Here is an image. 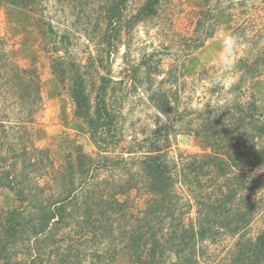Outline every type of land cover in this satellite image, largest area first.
I'll return each instance as SVG.
<instances>
[{
  "label": "rangeland",
  "instance_id": "374dc122",
  "mask_svg": "<svg viewBox=\"0 0 264 264\" xmlns=\"http://www.w3.org/2000/svg\"><path fill=\"white\" fill-rule=\"evenodd\" d=\"M146 1L126 0L121 24L108 31L106 21L100 19L106 0H87L83 5L77 1L40 0L36 11L0 6V35L6 38L17 63L36 67L41 79V108L28 124L34 145L48 149L56 170L70 155L75 159L78 147L95 159L89 172L78 175L76 194L59 222L36 234L33 224L39 222V216H35L0 264H17L16 260L19 264H136L137 254L149 237L147 226L134 228L150 197L139 170L141 161L151 150H157L154 152L165 155L163 159L177 178L192 155H199L201 160L210 153V146L220 154L229 152L239 166L232 165L228 175L235 197L212 210L209 218L218 222L233 213L232 209L243 211L254 204L253 219L237 235L221 228L212 239L199 242L191 262H187L191 256L188 250L177 259L160 242L155 263L264 264L262 257L247 259L243 255L239 259L236 253L238 242L248 252L250 241L264 229V132L260 119L244 120L241 142L233 145L231 139L232 146L228 147V140L222 138L232 136L234 130L224 122L232 116L220 108L225 90L210 89L212 85L206 84L216 75L206 73L204 80L197 81L185 70L189 56L204 44L209 32L213 33L214 17L219 11L254 7L257 0H207L199 12L188 9V0H161L156 14L133 24L132 16ZM63 34L68 36L64 46L69 58L85 65L88 87L94 96L102 87L107 90L105 102L112 121L101 135V147L93 142L85 122L74 116L72 99L52 74L51 60L57 54L52 42ZM16 121L13 118L10 124L16 125ZM257 134L259 139L255 140ZM239 144L248 146L244 149L250 152L248 156L239 158ZM248 160L262 167L257 169ZM28 170L34 182L45 183L43 177H38L39 171L32 167ZM215 176V167L199 171L201 187L196 182L190 184L194 193L180 182L175 184L174 225L180 220L186 224L196 221L199 205L193 194L197 200H205L207 190L210 202L219 204L216 199L221 198L218 188L222 178ZM60 190L51 183V187L38 191L39 199H57ZM21 204L11 190L0 188V213L20 208L24 216L28 215L32 203ZM152 225V230L163 226L167 232L169 228L159 220Z\"/></svg>",
  "mask_w": 264,
  "mask_h": 264
},
{
  "label": "trees",
  "instance_id": "16d2710c",
  "mask_svg": "<svg viewBox=\"0 0 264 264\" xmlns=\"http://www.w3.org/2000/svg\"><path fill=\"white\" fill-rule=\"evenodd\" d=\"M39 1L0 0V6L13 5L36 11ZM67 1H77L80 5H83L84 2L87 3V0ZM160 1L147 0L132 16L133 24L156 14ZM125 2L126 0H106L100 19L106 21L107 31L115 29L117 24H121L125 17ZM206 3L207 0H205ZM49 32H53L51 24ZM210 35L212 32H209L208 37ZM66 39H68L67 34H63L54 38L52 42L53 49L57 54L51 60V71L61 90H65L72 99L74 116L85 122L93 142L97 147H101V135L112 121L111 113L105 102L107 90L102 87L94 96L88 87L85 65L69 58L67 54V48L64 46ZM59 51H63V54H59ZM41 104L42 86L37 68L24 67L17 63L8 49L6 38L0 35V188L5 187L11 190L15 197L21 201V205H25V202H30L33 205L26 215L31 217L30 220L22 214L20 208H11L0 213V263L6 258L9 250L16 245L18 237L23 235L27 223L33 222L35 216H39V222L33 224L36 234L59 222V218L66 210L67 203H71L76 194L78 175L89 172V167L95 160L91 155L84 153L81 147H78L74 160L70 155L65 165L55 169L48 149L38 148L34 145L28 126L33 121L35 113L41 108ZM157 107L161 111H166V108ZM13 118L17 120L14 126L10 124ZM206 138L208 146L212 145L209 136ZM231 139L232 136L228 135L226 138H222V141L228 140L230 143ZM154 151L157 150H151L139 166L144 178L145 190L150 197L147 207L143 210V215L138 218L134 228L141 229L140 226L142 228L147 226L149 237L145 239L143 250L137 254L136 264H157L155 263L156 246L160 242L165 245L164 249L170 250L177 259H180L182 253L188 250L191 256L187 257V262H191V257L196 252L199 242L208 238L212 239L220 232L221 228L227 230L231 235H237L251 223L256 209L254 204H249L243 211L240 208L232 209L233 213H229L218 222H212L209 218L212 210L224 206L235 197L236 190L230 184L228 175L232 171V165L239 166V164L235 163V157L229 155V152L215 155L208 153L201 156V160H198L199 155L194 154L190 158L191 161L183 165L176 178L163 159L165 155ZM248 154L250 152L240 153L239 158L248 156ZM247 163L256 165L251 160H248ZM29 167L39 171L38 177H43L45 183L40 184L36 180L34 182V179L30 178ZM205 167L208 171L215 167V178H222V183L218 188L221 198L216 199L219 204L215 205L210 202L211 194L207 193V190H205V200H197L196 194H193V198L199 205L196 221L186 224L180 220L179 225H174L177 202L174 200L175 195L173 194L175 184L180 182L186 185L189 192L192 193L195 189L190 184L196 182L201 187L199 171L202 172ZM52 171L53 174L55 173L54 175H51ZM210 181L212 182V180ZM51 183L60 187V197L52 199L45 196L46 198L39 199L38 191L51 187ZM187 204L189 205V202ZM205 209L206 213L203 211ZM156 220H159L160 224L167 223L169 225V228L166 229L167 232H164L163 226L152 230L154 228L153 221L155 223ZM143 234L145 235V232ZM140 238L142 239V236ZM149 243L151 244L149 245ZM238 245L237 258H243V255H247V259L264 258V229L254 241H250L251 247L248 252L244 248H240V242ZM15 263L19 264L20 260H16ZM175 264L184 263L176 262Z\"/></svg>",
  "mask_w": 264,
  "mask_h": 264
},
{
  "label": "crops",
  "instance_id": "0c3cea01",
  "mask_svg": "<svg viewBox=\"0 0 264 264\" xmlns=\"http://www.w3.org/2000/svg\"><path fill=\"white\" fill-rule=\"evenodd\" d=\"M188 1V9L192 12H199L206 6L205 0ZM214 26L212 35L189 56L185 70L188 76L194 75L197 81L201 78L204 80L206 73L216 75V78L218 75L227 77V86L214 83V77L206 84L212 85L210 89L215 87V90H225L223 106L220 108L232 116V119L224 122L234 130V145L242 140L244 120L252 122L251 119H260L258 121L264 132V0L255 1L254 7H228L219 11L214 17ZM226 34L237 38L234 66L227 72L216 60L221 50L222 37ZM226 130L230 131L229 128ZM254 138L259 139V135H254ZM227 146L232 145L227 142ZM244 149L249 148L240 145L237 150L243 153ZM209 151L212 154H220L214 146H210ZM255 167L258 169L262 165L256 164Z\"/></svg>",
  "mask_w": 264,
  "mask_h": 264
},
{
  "label": "clouds",
  "instance_id": "9594fccd",
  "mask_svg": "<svg viewBox=\"0 0 264 264\" xmlns=\"http://www.w3.org/2000/svg\"><path fill=\"white\" fill-rule=\"evenodd\" d=\"M236 47V37L228 34L222 37L221 50L217 54L216 60L225 72L229 71L234 66V50ZM228 82L227 77L221 76H218L214 81V83L222 86H227Z\"/></svg>",
  "mask_w": 264,
  "mask_h": 264
}]
</instances>
